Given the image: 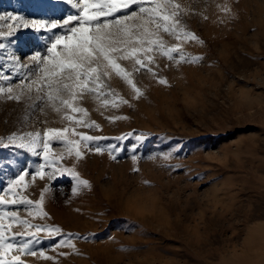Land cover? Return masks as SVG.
<instances>
[{"label": "rangeland", "instance_id": "rangeland-1", "mask_svg": "<svg viewBox=\"0 0 264 264\" xmlns=\"http://www.w3.org/2000/svg\"><path fill=\"white\" fill-rule=\"evenodd\" d=\"M74 2L0 0V31L14 33L0 38L5 45L0 49V87L14 86L28 74L15 58L27 64L35 53L46 54L63 31H36L24 22L62 21L77 14ZM179 2L189 9L183 22L204 42L186 43L184 52L203 60L177 66L157 57L156 71L169 86L137 73L135 82L144 96L135 100L113 76L109 86L131 107L105 109L91 97L81 101L100 129L77 131L107 137L96 142L104 153L84 149L83 159L65 154L60 161L59 166L75 167L89 181L91 187H81L77 195L70 175L34 182L26 178L29 186L20 194L33 201L48 187L43 202L48 216L32 219L24 205L7 210L61 229L51 239L41 233L42 242L34 245L52 259L23 257L28 264H264V0ZM225 3L236 19L217 7ZM165 39L169 46L177 43ZM45 112L24 120L23 102H0V139L8 143L12 133L66 125L50 109ZM117 115L128 119L105 118ZM44 120L46 124L40 122ZM110 146L115 159L109 156ZM51 150L59 154L64 147L53 141ZM44 163L42 154L0 144V195H11L5 189L22 170L34 172ZM66 239L75 249L55 247Z\"/></svg>", "mask_w": 264, "mask_h": 264}, {"label": "snow or ice", "instance_id": "snow-or-ice-1", "mask_svg": "<svg viewBox=\"0 0 264 264\" xmlns=\"http://www.w3.org/2000/svg\"><path fill=\"white\" fill-rule=\"evenodd\" d=\"M73 7L77 9V14L69 15L62 21L24 22L25 28L32 27L36 31H63L51 40L46 54L35 53L27 64L21 62L20 58H15L19 67L27 69L28 74L14 86L0 87V102L25 104L27 114L24 120L31 119L37 112L46 115L45 109H50L61 121L67 122L64 127H44L42 131L12 133L7 136L8 143H3V139H0V144L5 148H24L33 154H42L45 160L34 172L22 170L10 180L5 189L10 196L0 195V206L6 208L0 211V264H28L23 258L27 256L51 260V256L34 245L42 242L41 233L49 239L61 235L58 226L32 223L29 219L22 218L18 210H7V206L24 205L27 216L32 219H44L48 216L43 211L45 193L49 191L47 186L41 191L39 200L33 201L20 194L29 186L26 183L28 176H31L34 182L37 179L45 180L46 177L53 179L57 173L70 175L75 181L72 187L73 195H77L81 187H91L88 180L81 179L75 167L59 166L65 154L74 156L79 161L83 159L84 149L95 154L104 153V149L96 142L108 139L107 137L77 131L78 128L100 129L96 121L88 118L89 112L81 106V101L85 97H91L105 109H116L125 104L131 107L127 99L119 96L109 86L108 82L113 76L129 87L133 94L132 99L135 100L144 96V92L135 82L137 73L145 72L158 84L169 86L168 80L159 76L156 71L159 68L157 57L177 66L183 63L195 64L203 60L202 56H190L184 52V44L204 42L188 30L183 22V16L189 14V9L179 0H75ZM217 7L229 19L237 18V13L233 12L229 4ZM10 19L15 21L21 18ZM223 22L221 20V23ZM13 34L12 31H0V38ZM166 36L173 38L177 43L169 46ZM4 47L5 45L0 43V49ZM122 62H128L130 69ZM105 118L110 122L128 119L123 115ZM40 122L47 123L46 120ZM122 138L124 137L115 139ZM53 141L60 142L64 152H52ZM38 147L42 148V153L36 151ZM112 150L110 146L109 156L115 159ZM132 159L135 161L137 158L133 156ZM143 183L148 185L147 181ZM15 228L21 230L14 231ZM55 247L75 249V244L71 239H66L61 240Z\"/></svg>", "mask_w": 264, "mask_h": 264}]
</instances>
